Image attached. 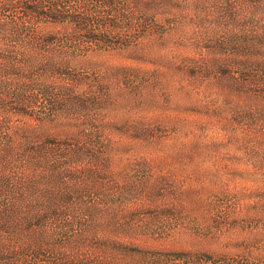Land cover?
Wrapping results in <instances>:
<instances>
[{
  "label": "trees",
  "instance_id": "1",
  "mask_svg": "<svg viewBox=\"0 0 264 264\" xmlns=\"http://www.w3.org/2000/svg\"><path fill=\"white\" fill-rule=\"evenodd\" d=\"M122 51L171 56L177 89L201 88L264 164V0H0V264H262L168 245L152 158L120 163L123 135L159 134L119 106L175 94L154 68L90 57Z\"/></svg>",
  "mask_w": 264,
  "mask_h": 264
},
{
  "label": "rangeland",
  "instance_id": "2",
  "mask_svg": "<svg viewBox=\"0 0 264 264\" xmlns=\"http://www.w3.org/2000/svg\"><path fill=\"white\" fill-rule=\"evenodd\" d=\"M153 47L156 53L165 51ZM122 53L90 57L97 63L106 58L111 65L118 61L154 68L170 75L167 84L175 94L166 100L168 94L160 88L152 104L125 99L119 106L120 119L150 117L159 134L149 144L123 135L120 163L136 153L152 158L153 173L166 187L158 214L177 228L168 245L229 255L252 250L262 253L264 264V164L253 158L257 149L250 153L245 140L229 137L216 119V102L201 88L185 95L177 89V76H171L174 70L166 62L171 56ZM260 145L264 154V142ZM260 152L257 156H263Z\"/></svg>",
  "mask_w": 264,
  "mask_h": 264
}]
</instances>
